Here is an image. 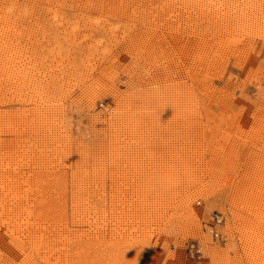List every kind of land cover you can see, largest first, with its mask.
<instances>
[{"label":"rangeland","instance_id":"obj_1","mask_svg":"<svg viewBox=\"0 0 264 264\" xmlns=\"http://www.w3.org/2000/svg\"><path fill=\"white\" fill-rule=\"evenodd\" d=\"M0 264H264V0H0Z\"/></svg>","mask_w":264,"mask_h":264}]
</instances>
